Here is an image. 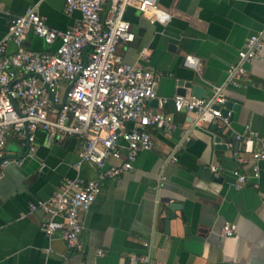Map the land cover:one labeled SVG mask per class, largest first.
<instances>
[{
  "label": "crops",
  "instance_id": "1",
  "mask_svg": "<svg viewBox=\"0 0 264 264\" xmlns=\"http://www.w3.org/2000/svg\"><path fill=\"white\" fill-rule=\"evenodd\" d=\"M155 2L171 13L170 20L162 24L128 8L125 18L135 38L120 42L117 53L154 72L156 98L147 108L171 114L172 127L150 128L153 147L139 153L132 170L100 182V193L80 213L78 249L67 247L59 229L46 236L40 230L44 213L30 211L29 204L49 199L66 179H95L98 169L80 160L77 138L37 131L35 150L27 155L16 133H9L4 153L20 162L5 166L0 178V264H136L131 254L149 255L161 264H264V161L254 162L242 152L245 161L239 162L234 155L242 151L235 134L244 133L246 125L264 140V0ZM64 3L0 0V40L10 19L32 6L48 26L71 27L81 14L67 15ZM259 32L261 58L246 63V75L234 86L227 68L238 62L246 39ZM25 46L39 52L55 47L32 32L26 34ZM7 48L15 50L13 44ZM187 55L197 58L196 67L184 64ZM180 81L200 85L208 96L222 86L233 101L229 123L215 119L195 125L193 113L176 112L173 98L179 95ZM191 92L186 88L182 96ZM212 165L218 167V177ZM235 169L247 176L241 188L234 185ZM169 203L181 208L172 211ZM228 222L236 224L232 236L221 233Z\"/></svg>",
  "mask_w": 264,
  "mask_h": 264
},
{
  "label": "built area",
  "instance_id": "2",
  "mask_svg": "<svg viewBox=\"0 0 264 264\" xmlns=\"http://www.w3.org/2000/svg\"><path fill=\"white\" fill-rule=\"evenodd\" d=\"M130 7L162 24L171 18V13L155 0H65L67 15L74 11L81 14L71 27L48 26L32 6L10 19L7 33L0 40V178L5 166L20 162L4 153L5 140L11 132L26 147L27 155L35 150L37 131L77 138L80 160L98 169L95 179H66L49 199L29 204L30 211L39 210L45 215L40 230L48 237L61 230L62 239L71 249L80 248V213L89 209L100 193V182L132 170L139 153L153 147L150 128L169 129L173 123L171 114L147 108L148 102L156 98L154 72L125 62L117 53L120 42L131 43L135 38L125 18ZM28 32L46 45H55L54 49L39 52L26 48ZM9 44L15 46L11 53ZM262 47L263 32L246 39L238 50V62L227 68L232 85L237 86L246 75V63L261 58ZM143 55L142 51L140 56ZM184 64L196 67L197 58L187 55ZM228 101L223 87L216 86L207 98L175 96L173 107L176 112L193 113L195 125L215 119L228 124L230 110L222 115ZM235 139L242 144V151L234 152L239 162L245 161L242 152L254 162L264 161V140L250 125L245 126L244 133H236ZM210 169L215 177L219 176L217 166ZM233 174L235 187L247 183L246 174L239 169ZM253 176H258L256 164ZM163 180L164 177L159 185ZM235 230L236 224L228 222L221 233L232 236ZM97 253L102 254L101 250ZM130 260L136 264H161L149 255L131 254Z\"/></svg>",
  "mask_w": 264,
  "mask_h": 264
},
{
  "label": "water",
  "instance_id": "3",
  "mask_svg": "<svg viewBox=\"0 0 264 264\" xmlns=\"http://www.w3.org/2000/svg\"><path fill=\"white\" fill-rule=\"evenodd\" d=\"M178 85H179V89L177 90V93L179 95H184L185 94V89L186 88H191V90H192L191 95L192 96H194L196 98H207L208 97V95L206 94V89L201 87L200 85L193 84V83H191L189 81H187V82L180 81ZM232 104H233L232 100L228 101V103L226 104L225 108L222 109V115L225 116L227 114V112L232 107ZM169 208L172 211H175V210L180 209L181 207L177 203H169ZM169 218L170 217H166L167 222H168ZM171 218H173V214L171 215Z\"/></svg>",
  "mask_w": 264,
  "mask_h": 264
}]
</instances>
